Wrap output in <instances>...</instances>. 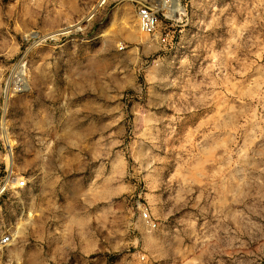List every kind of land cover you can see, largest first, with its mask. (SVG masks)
<instances>
[{
  "label": "rangeland",
  "instance_id": "rangeland-1",
  "mask_svg": "<svg viewBox=\"0 0 264 264\" xmlns=\"http://www.w3.org/2000/svg\"><path fill=\"white\" fill-rule=\"evenodd\" d=\"M164 2L0 0V264H264V0Z\"/></svg>",
  "mask_w": 264,
  "mask_h": 264
},
{
  "label": "crops",
  "instance_id": "crops-1",
  "mask_svg": "<svg viewBox=\"0 0 264 264\" xmlns=\"http://www.w3.org/2000/svg\"><path fill=\"white\" fill-rule=\"evenodd\" d=\"M62 104V103H61ZM58 107V106H56ZM59 107H66V104L60 105ZM78 117V116H77ZM48 119L51 120L52 126H49L47 130L43 129V133H49V137L59 140H69L71 141L73 138H86V133L93 132L97 130V123L91 122L90 126H88V122L81 118V116L73 120V116L71 110H64V112H59L57 115L52 116L49 112ZM53 133L54 135H51ZM74 133V136H73ZM70 146V144H69ZM50 171V170H49ZM39 186H55V182L52 180H41L38 181ZM41 184V185H40ZM81 202H77L76 205L81 206Z\"/></svg>",
  "mask_w": 264,
  "mask_h": 264
},
{
  "label": "built area",
  "instance_id": "built-area-1",
  "mask_svg": "<svg viewBox=\"0 0 264 264\" xmlns=\"http://www.w3.org/2000/svg\"><path fill=\"white\" fill-rule=\"evenodd\" d=\"M106 0H101V4ZM136 19L139 29L145 33L152 35L156 31L159 24V16L157 11L147 5H139L136 9ZM163 41L165 38L162 39ZM14 186L16 189H22L26 186V182L24 180L15 182L14 184H10L9 178H6L4 181L0 182V197L5 194L8 190H10ZM144 222L151 227H154L155 224L151 222L150 217L145 216ZM11 239L10 233H3L0 235V247L5 246Z\"/></svg>",
  "mask_w": 264,
  "mask_h": 264
},
{
  "label": "bare ground",
  "instance_id": "bare-ground-1",
  "mask_svg": "<svg viewBox=\"0 0 264 264\" xmlns=\"http://www.w3.org/2000/svg\"><path fill=\"white\" fill-rule=\"evenodd\" d=\"M178 0H169L168 4L161 3L160 8L165 10V13L168 17H172V18H178L179 16V9H178ZM72 27V25H69L65 28L60 29L59 31H56L54 33L51 34V36H55L61 33H67L70 31V28ZM17 75H22L21 72H19ZM13 183H15V181H13Z\"/></svg>",
  "mask_w": 264,
  "mask_h": 264
}]
</instances>
